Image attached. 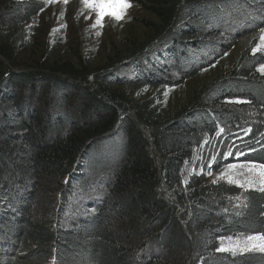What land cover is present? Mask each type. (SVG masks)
I'll use <instances>...</instances> for the list:
<instances>
[{"label":"trees","instance_id":"16d2710c","mask_svg":"<svg viewBox=\"0 0 264 264\" xmlns=\"http://www.w3.org/2000/svg\"><path fill=\"white\" fill-rule=\"evenodd\" d=\"M127 1L154 17L141 19L150 34L134 43L128 61L97 72L95 85L69 63L10 70L3 32L46 3L13 0L0 9V264H136L131 253L148 245L160 252L143 264H264L261 252H219L221 238L264 230V193H246L238 213L228 206L235 187L194 177L186 188L181 183L205 139L247 124L253 136L264 129L261 56L244 53L166 118L156 98L131 102L116 89L182 84L225 55L244 28L264 21V0ZM249 105L255 120L242 116ZM245 160L264 162V151ZM42 177L68 179L66 192L81 198L83 214L68 228L33 217Z\"/></svg>","mask_w":264,"mask_h":264},{"label":"rangeland","instance_id":"374dc122","mask_svg":"<svg viewBox=\"0 0 264 264\" xmlns=\"http://www.w3.org/2000/svg\"><path fill=\"white\" fill-rule=\"evenodd\" d=\"M10 1L13 0H0V9ZM44 1L46 7L40 14L17 29L4 31L2 34V43L9 47L12 55L11 60L4 59L10 70H50L54 67H64V64L69 63L80 76L90 75V83L95 85L94 75L97 72L109 65L115 66L128 61V56L135 50L134 43L148 38L150 30L144 26L141 19H154L143 8L127 0L130 7L124 10L122 19L117 21L105 15L100 24H96V12L86 7L82 0H68L66 4L64 0ZM261 19L258 20L259 25L256 21L254 25L244 28V33L225 55L182 84L164 89L156 86H120L116 89H124L127 99L131 102L156 98L164 109L166 118L190 106L192 94L195 91L229 71L239 63L244 53L261 56L259 61L262 62L258 65L257 71L260 75H264L259 71L261 66H264V40L261 39L264 36V25L260 26L264 21ZM233 103L240 106L245 102L236 99ZM257 114L254 105H249L244 108L242 116L255 120ZM257 151H264V129L256 136H253L249 124L239 130L233 129L229 133L221 129L216 138H207L199 147L194 148L193 158L191 162L186 163L181 174L182 186L186 188L194 177L200 179L201 183H226L235 187L238 193L229 198L228 206L240 213L246 208V193H264V176L260 175L261 169L258 167L264 165V162L245 160L247 156ZM229 164L256 165L257 167L251 171L248 167L230 170ZM209 172L211 175L208 174ZM221 173L226 175L221 176ZM72 177L75 175L69 178ZM229 177L236 179L239 183L229 182ZM240 184H243V187ZM69 188H71V182L68 179L42 177L36 205L32 211L33 217L56 220L64 229L68 228L78 214L79 216L83 214L81 211L84 208V206L81 207V198L77 197L76 200V194L66 192ZM158 192L163 198H169L165 186H160ZM100 196L101 194L92 193L91 197L97 200ZM249 237H264V230L221 238L219 252L232 255L264 253V240L249 239ZM151 252L159 253L160 251L155 246L148 245L144 249L139 248L135 253L132 252L131 256L136 264H143L146 256Z\"/></svg>","mask_w":264,"mask_h":264},{"label":"snow or ice","instance_id":"6c2138e0","mask_svg":"<svg viewBox=\"0 0 264 264\" xmlns=\"http://www.w3.org/2000/svg\"><path fill=\"white\" fill-rule=\"evenodd\" d=\"M68 0H64V3L66 4ZM82 3L91 9H93L97 14V20L96 24H100L102 22V18L105 15L111 16L115 18L117 21L122 19L123 12L126 8L130 7V5L126 2V0H82ZM262 40H264V36L261 37ZM262 73H264V66H261L259 69ZM248 167V170L251 171L256 165H236V164H229L228 169H244ZM261 169V176H264V165L258 166ZM211 175V172L208 173ZM242 175V173H239ZM226 175L225 173H221V176ZM229 182L231 183H239L236 179H233L229 177ZM241 187H243V184H240ZM249 239H261L264 240V237H249Z\"/></svg>","mask_w":264,"mask_h":264}]
</instances>
